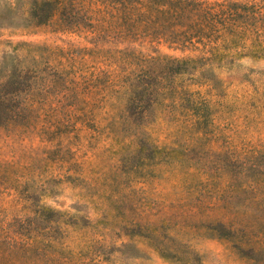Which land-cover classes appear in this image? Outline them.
Returning <instances> with one entry per match:
<instances>
[{"label": "rangeland", "instance_id": "374dc122", "mask_svg": "<svg viewBox=\"0 0 264 264\" xmlns=\"http://www.w3.org/2000/svg\"><path fill=\"white\" fill-rule=\"evenodd\" d=\"M57 1L0 29V264H264V0Z\"/></svg>", "mask_w": 264, "mask_h": 264}, {"label": "trees", "instance_id": "16d2710c", "mask_svg": "<svg viewBox=\"0 0 264 264\" xmlns=\"http://www.w3.org/2000/svg\"><path fill=\"white\" fill-rule=\"evenodd\" d=\"M59 3L57 0H7L0 3V29L29 28L44 24ZM60 7V6H59ZM63 9V8H62ZM175 73L181 72L185 65L174 61ZM17 64L11 67H0V112H26L23 96L25 90L21 76L17 73ZM19 72H21L19 70ZM147 71L140 74L137 83L132 84V97L128 105L129 112H146L154 103L155 92H150V83L143 82L151 79ZM132 79V77H129ZM134 81V80H133Z\"/></svg>", "mask_w": 264, "mask_h": 264}]
</instances>
